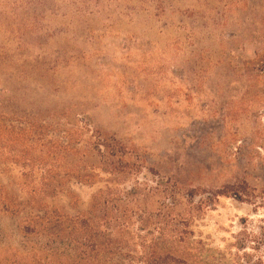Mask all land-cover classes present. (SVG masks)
Wrapping results in <instances>:
<instances>
[{"label": "rangeland", "instance_id": "374dc122", "mask_svg": "<svg viewBox=\"0 0 264 264\" xmlns=\"http://www.w3.org/2000/svg\"><path fill=\"white\" fill-rule=\"evenodd\" d=\"M0 202V264H264V0H0Z\"/></svg>", "mask_w": 264, "mask_h": 264}, {"label": "trees", "instance_id": "16d2710c", "mask_svg": "<svg viewBox=\"0 0 264 264\" xmlns=\"http://www.w3.org/2000/svg\"><path fill=\"white\" fill-rule=\"evenodd\" d=\"M68 139H69V143H77L78 141H74L73 142V136L71 135V133L68 135ZM101 156H102V164L103 166H101L100 168H102L104 171L110 173V174H119V173H126L128 172L126 169H121L119 167L120 162L123 163L125 157L127 156L126 153V149L124 147H118L115 145H111V143L109 142V140L106 138L100 137L99 141L96 144ZM96 166V165H95ZM124 168V167H123ZM45 185H48V187L52 184H54L56 182L57 187L60 188V180H56V179H47L45 178L44 181ZM7 203L5 202H0V205H2L4 208L6 206ZM86 222V221H85ZM32 224H35L37 226L42 227V229L45 230V227L43 228V226H48L47 228H49V224L51 223L50 219H47L45 221L44 218L38 217L36 218V222L32 221L30 222ZM37 228V227H34ZM49 232V231H48Z\"/></svg>", "mask_w": 264, "mask_h": 264}]
</instances>
